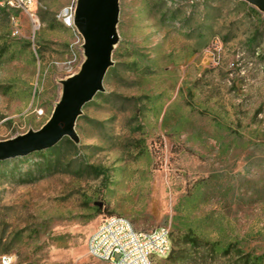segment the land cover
Returning a JSON list of instances; mask_svg holds the SVG:
<instances>
[{"label": "rangeland", "instance_id": "374dc122", "mask_svg": "<svg viewBox=\"0 0 264 264\" xmlns=\"http://www.w3.org/2000/svg\"><path fill=\"white\" fill-rule=\"evenodd\" d=\"M73 2L35 0L38 22L18 13L17 28L0 10V142L40 130L80 72L83 38L58 19ZM241 2L119 0L114 65L79 143L0 165V257L105 264L87 242L120 216L192 229L189 264H264V15Z\"/></svg>", "mask_w": 264, "mask_h": 264}, {"label": "water", "instance_id": "95a60500", "mask_svg": "<svg viewBox=\"0 0 264 264\" xmlns=\"http://www.w3.org/2000/svg\"><path fill=\"white\" fill-rule=\"evenodd\" d=\"M264 15V0H240ZM119 0H77L75 27L83 38L85 61L78 74L62 81V96L50 120L38 131L0 142V162L46 151L68 138L79 143L76 123L83 109L104 92L119 43Z\"/></svg>", "mask_w": 264, "mask_h": 264}, {"label": "built area", "instance_id": "2783aa9c", "mask_svg": "<svg viewBox=\"0 0 264 264\" xmlns=\"http://www.w3.org/2000/svg\"><path fill=\"white\" fill-rule=\"evenodd\" d=\"M35 0H0V10L10 13L12 25L17 28L20 20L18 13L32 15ZM77 0L63 9L58 19L67 28H75ZM173 250L171 232L160 227L152 231H139L126 218L106 217L90 235L87 254L105 264H155L158 259L168 258ZM0 264H14L12 256L0 257Z\"/></svg>", "mask_w": 264, "mask_h": 264}, {"label": "trees", "instance_id": "16d2710c", "mask_svg": "<svg viewBox=\"0 0 264 264\" xmlns=\"http://www.w3.org/2000/svg\"><path fill=\"white\" fill-rule=\"evenodd\" d=\"M241 3L246 5V6H249L245 2H241ZM251 8H252V10L257 12L256 9H254L253 7H251ZM16 16L18 17V15H16ZM9 17H10V15H9ZM100 94H98L97 96H100ZM65 143L68 144L70 147H73V148L76 147V145L68 138L65 139ZM56 148H53L49 151L37 152V153L31 154V155H28L26 157L42 156V157H44V159H47L48 157H51V155H53L55 153ZM26 157H22V158H26ZM17 159H19V158H17ZM17 159H12V160L0 162V165L1 166L2 165L7 166L10 162H14ZM49 166L50 165H47L46 169ZM39 169L42 171L41 168H39ZM100 172H102V171H100ZM171 239H172V243H173V250H172L170 256L167 258L169 263L170 264H189V262L193 258L195 250L199 246V237L197 236V234L192 229H189L187 231H182L180 228L174 227L173 232L171 233Z\"/></svg>", "mask_w": 264, "mask_h": 264}, {"label": "bare ground", "instance_id": "6f19581e", "mask_svg": "<svg viewBox=\"0 0 264 264\" xmlns=\"http://www.w3.org/2000/svg\"><path fill=\"white\" fill-rule=\"evenodd\" d=\"M76 28V27H75Z\"/></svg>", "mask_w": 264, "mask_h": 264}]
</instances>
